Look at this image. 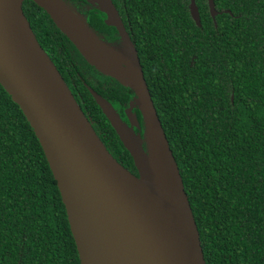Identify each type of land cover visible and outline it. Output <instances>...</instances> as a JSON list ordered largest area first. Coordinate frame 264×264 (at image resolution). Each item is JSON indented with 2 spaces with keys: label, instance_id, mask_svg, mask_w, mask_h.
Wrapping results in <instances>:
<instances>
[{
  "label": "trees",
  "instance_id": "16d2710c",
  "mask_svg": "<svg viewBox=\"0 0 264 264\" xmlns=\"http://www.w3.org/2000/svg\"><path fill=\"white\" fill-rule=\"evenodd\" d=\"M119 50L99 0H63ZM112 0L138 54L200 233L207 264H264V0ZM77 5L88 8L82 15ZM23 10L98 136L136 168L90 89L139 139L136 92L91 65L32 0ZM0 264H81L44 151L0 84Z\"/></svg>",
  "mask_w": 264,
  "mask_h": 264
},
{
  "label": "water",
  "instance_id": "95a60500",
  "mask_svg": "<svg viewBox=\"0 0 264 264\" xmlns=\"http://www.w3.org/2000/svg\"><path fill=\"white\" fill-rule=\"evenodd\" d=\"M32 1L49 15L88 61L82 50L87 47L85 39L48 2ZM24 2L0 0V84L20 107L40 142L66 208L80 263L207 264L173 151L138 54L112 0L99 2L125 41L122 51L101 40L89 29L85 19L77 15L87 30L105 45L121 54H127L128 48L132 50L129 57L137 65V89L117 79L136 92V105L146 124L144 139L135 136L109 102L93 89L90 92L130 153L138 176L113 157L96 133L34 35L23 10ZM208 2L215 18L219 14L215 2ZM190 11L200 27V13L194 0ZM43 57L57 73L68 98H62L47 78ZM143 140L147 143V152ZM154 155L172 163L171 191L162 186L156 175Z\"/></svg>",
  "mask_w": 264,
  "mask_h": 264
},
{
  "label": "bare ground",
  "instance_id": "6f19581e",
  "mask_svg": "<svg viewBox=\"0 0 264 264\" xmlns=\"http://www.w3.org/2000/svg\"><path fill=\"white\" fill-rule=\"evenodd\" d=\"M45 1L52 5L61 17L69 23L71 28L85 39L87 47H84L82 50L90 63L95 65L102 72L113 75L123 83L137 89V65L135 60L129 57V55L132 54L131 48L126 50L127 54H121L115 51L94 37L87 30L83 19L67 8L61 0ZM41 61L47 70V78L51 81L58 94L62 98H68L69 95L67 94L64 85L48 59L43 57L41 58ZM154 168L162 186L167 191H171L174 185V173L171 161L169 159H160L154 155Z\"/></svg>",
  "mask_w": 264,
  "mask_h": 264
},
{
  "label": "flooded vegetation",
  "instance_id": "af4514ba",
  "mask_svg": "<svg viewBox=\"0 0 264 264\" xmlns=\"http://www.w3.org/2000/svg\"><path fill=\"white\" fill-rule=\"evenodd\" d=\"M116 9H117V7H115ZM105 9V8H104ZM106 11V10H105ZM117 11H118V13H119V10L117 9ZM107 13H108V11H106ZM119 15H120V13H119ZM108 16H109V13H108ZM120 17H121V15H120ZM121 19H122V17H121ZM122 21H123V19H122ZM123 23H124V21H123ZM125 25V24H124ZM115 28L117 29V31H118V33H119V35L121 36V34H120V32H119V29L115 26ZM125 28H126V26H125ZM127 30V29H126ZM128 32V31H127ZM129 33V32H128ZM130 36V35H129ZM121 38H122V36H121ZM131 38V37H130ZM122 40H124L123 38H122ZM140 140V139H139ZM142 145H143V148H144V150L147 152V143L143 140L142 141ZM133 174H135V175H137L138 176V171L136 170V172L135 173H133Z\"/></svg>",
  "mask_w": 264,
  "mask_h": 264
},
{
  "label": "rangeland",
  "instance_id": "374dc122",
  "mask_svg": "<svg viewBox=\"0 0 264 264\" xmlns=\"http://www.w3.org/2000/svg\"><path fill=\"white\" fill-rule=\"evenodd\" d=\"M76 8L78 9V11L82 14L85 15L88 11V8L83 7L82 5H77Z\"/></svg>",
  "mask_w": 264,
  "mask_h": 264
}]
</instances>
